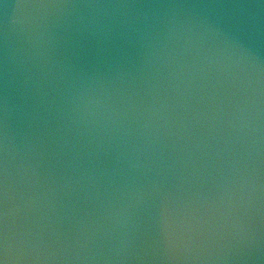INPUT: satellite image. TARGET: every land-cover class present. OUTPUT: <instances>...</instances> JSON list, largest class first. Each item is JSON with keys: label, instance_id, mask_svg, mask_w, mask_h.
<instances>
[{"label": "water", "instance_id": "1", "mask_svg": "<svg viewBox=\"0 0 264 264\" xmlns=\"http://www.w3.org/2000/svg\"><path fill=\"white\" fill-rule=\"evenodd\" d=\"M0 264H264V0H0Z\"/></svg>", "mask_w": 264, "mask_h": 264}]
</instances>
